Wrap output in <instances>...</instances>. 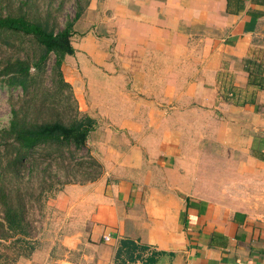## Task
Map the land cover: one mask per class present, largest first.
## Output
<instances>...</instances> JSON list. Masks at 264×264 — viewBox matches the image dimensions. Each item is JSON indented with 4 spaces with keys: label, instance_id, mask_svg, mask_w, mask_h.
<instances>
[{
    "label": "crops",
    "instance_id": "obj_1",
    "mask_svg": "<svg viewBox=\"0 0 264 264\" xmlns=\"http://www.w3.org/2000/svg\"><path fill=\"white\" fill-rule=\"evenodd\" d=\"M77 26L116 41L65 56L79 109L113 126L102 173L55 193L59 235L13 264H264V193L255 213L230 188L264 189V0H90Z\"/></svg>",
    "mask_w": 264,
    "mask_h": 264
},
{
    "label": "trees",
    "instance_id": "obj_2",
    "mask_svg": "<svg viewBox=\"0 0 264 264\" xmlns=\"http://www.w3.org/2000/svg\"><path fill=\"white\" fill-rule=\"evenodd\" d=\"M54 1L0 0V40L8 46L9 38L20 37L34 44L24 58L15 49V56L9 54L0 69L1 82L7 88L19 86L29 94L22 104H10L8 124L0 128V245L8 242L13 249L11 256L0 248V264H13L35 248L26 198L54 195L65 184L91 181L102 173V164L87 147L97 122L79 109L61 68L65 56L75 51L71 43L74 23L90 0H76L74 16L62 27L54 14ZM29 8L34 18L28 16ZM50 54L54 56L51 79L58 98L39 90L38 80ZM245 62L249 76L261 75L260 61H253V69L248 67L250 59ZM263 80L259 76L255 84L262 88Z\"/></svg>",
    "mask_w": 264,
    "mask_h": 264
},
{
    "label": "rangeland",
    "instance_id": "obj_3",
    "mask_svg": "<svg viewBox=\"0 0 264 264\" xmlns=\"http://www.w3.org/2000/svg\"><path fill=\"white\" fill-rule=\"evenodd\" d=\"M58 2H60V6L57 8ZM53 7L55 9L54 14L57 17L60 26L62 27L67 18L69 19L74 16L76 10V0H55L53 2ZM28 13H29L28 15L29 17L31 18L35 17L33 9L31 10L29 8ZM79 18L74 23L73 28L76 27V29H74V33L71 36L72 45L77 47V44H79V42L82 40V35L86 34L87 32L88 33L90 32L92 39L91 42L94 45L100 47L101 50L106 53L107 58L110 57V55H112L113 53L116 41L113 40L112 37H108V36L103 37V35L101 34H96V33L94 34L90 28L87 29L84 26H83L84 30L80 32L79 29L77 28L78 27L77 23L79 21ZM9 39L11 45L8 46L5 43H3L2 40H0L1 41L0 69L3 66V60L7 58L9 54L13 55L15 49H19L20 56L24 58L27 55L26 52L27 51L31 52L34 47V44L29 42L28 39H24L20 37L17 38L11 37ZM16 45H19L20 48H17ZM13 56H15V54ZM53 61H54V56L53 54H50L44 63V72L38 80L40 85L39 90L48 97L51 96V98L53 97L58 98V93H56V88L54 87V84L51 79V67L53 65ZM61 68L64 78L67 81H72V78H77V77L79 78L78 82L77 80H75L74 83L72 82L73 85H75V87L73 88L78 93L81 92V94L86 95V87H85L86 81L81 76L82 74L77 58L69 57L68 60L66 61L64 58ZM30 72L34 73L35 69L31 67ZM95 78L97 79L99 77L96 76ZM28 95L27 93L21 91V88L19 86L7 88L6 85L3 84L0 79V128L8 124V120L10 118V104L14 103L16 106H18L25 101ZM102 117H103L102 119H98V120L95 119L97 123H96V128L94 130L98 129L100 130V132L97 131L90 132L87 141V147L95 156H96L95 153L96 143L99 139L101 140L102 138H104L103 129L106 127L107 128L113 127L112 125H110V120L108 118H106L105 116ZM1 159H2V155L0 153V160ZM214 171L215 173L222 174V169H215ZM221 179H222V175H215V180L218 181L215 187L222 186ZM239 180L240 182L230 185L231 194L234 196L233 198L234 201L236 202V204L247 207L251 211L257 213V202L258 203L263 202L262 200L257 201V196H260L262 195V193H264L263 185L262 184L257 185V179H255L252 176L240 177ZM54 195L44 194L41 196L40 199H36L34 197H30L29 199L26 198V205L28 209L27 220L30 223V227H33L32 237L35 240V245L37 244L43 245L47 241H50L59 235L57 229L59 227L63 215L61 216V211L56 206L57 204L56 203L53 204L52 197ZM1 215L2 214L0 213V217ZM9 245L10 244H8V242H2L0 248L4 249V251H6L7 253H9V255L12 256L13 249Z\"/></svg>",
    "mask_w": 264,
    "mask_h": 264
}]
</instances>
